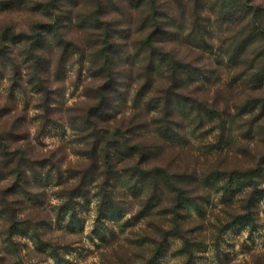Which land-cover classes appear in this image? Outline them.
<instances>
[{
	"label": "rangeland",
	"instance_id": "1",
	"mask_svg": "<svg viewBox=\"0 0 264 264\" xmlns=\"http://www.w3.org/2000/svg\"><path fill=\"white\" fill-rule=\"evenodd\" d=\"M161 1L165 2V20L171 22L170 27L165 24V30H170L167 43L192 63L185 79L188 92H193L188 97L214 104L221 116L202 115L194 122V115L188 116L186 135L176 141L183 148L181 162L201 172H231V185L226 186L228 179L211 177L209 196L202 199L200 207L182 211L185 218L180 225L169 223L171 217L157 214L158 209L147 211L129 188H123L124 184L115 191L122 211L119 216L118 212L100 216L95 195L99 180L86 184L87 200L78 195L79 191L68 198L80 183L79 172L93 163L82 119L93 102L98 81L93 80L88 62H80L83 56L77 48L73 53L69 49L66 65L59 69L62 51L68 48L60 34L84 45L89 42L90 26L96 24L86 19L92 11L112 18L115 22L109 21V29L116 32L120 50L129 54L127 60L132 62L140 47L144 50L136 57L132 73L135 83L128 92L123 85L118 94V120L121 124L135 123L139 108L152 117L158 113L153 109L156 105L148 107L145 101L154 89L144 90L137 104L135 93L140 86L139 66L149 59V50L144 49L147 43L140 42L156 28L153 0H0V35L9 27L16 29L9 35L14 59L6 57L0 64V126L15 127L13 136L21 137L20 144L38 162V177L32 176L34 172L29 174L32 180L28 188L36 193L34 199L27 193L17 195L22 200L15 204L19 221L13 224L0 214V264H264V82L255 80L257 71L248 69L253 62H264V56L253 61L259 52L257 43L252 38L246 41L252 46L249 52L241 43L243 36H237L244 28V15L225 16L220 0H201L205 17L199 23L195 21L198 0ZM254 1L264 7V0ZM69 12L70 20H59ZM50 22L55 26L47 27L45 36L37 39L45 49L43 67L49 69L43 75L49 81L45 80L42 90L55 98L47 108L44 91L39 93L33 85L38 79L27 69L33 62L27 51L29 41L13 35L21 31L32 35L37 23L44 26ZM163 64L155 69L157 79L166 73ZM175 154L169 149L154 159L160 162ZM122 162L115 168H121ZM2 181V186L11 184V179ZM246 214L249 216L242 218ZM160 226L184 231L193 253L185 250L181 234L165 236L159 233ZM163 238H167L166 254L155 261V242Z\"/></svg>",
	"mask_w": 264,
	"mask_h": 264
},
{
	"label": "trees",
	"instance_id": "2",
	"mask_svg": "<svg viewBox=\"0 0 264 264\" xmlns=\"http://www.w3.org/2000/svg\"><path fill=\"white\" fill-rule=\"evenodd\" d=\"M227 1L220 0L221 11L225 16L229 15L230 17L240 13L244 15V28L238 31L237 36H243L241 43H244L249 52L252 46L246 41L249 38L254 39L252 41L257 43L256 47L259 50L253 57V61H256L257 57L264 56V7L262 2L256 4L254 0H233L231 3ZM98 2L100 3V1ZM153 5L155 7L153 21L156 28L148 33L146 41L140 42L141 45L147 43L148 48L144 49L145 52L149 50V59L142 61L138 69L140 86L135 93V102L137 104L138 100L142 98L144 90L151 91L154 89L153 94L156 93L157 95L150 94L145 102L148 107H152V103H155L156 106L153 109L158 113L151 117L150 112H145L139 108V112L135 113V119H137L135 123L124 121L125 124L123 122L121 124L118 120L120 112L116 110L115 104L121 89L126 86L124 88L128 92L135 83L132 73L136 68V57L143 50L142 47L134 55L132 62L127 60L126 54L128 53L121 51L118 47L120 45L117 43L116 32L109 29V26L115 21H112V18L103 17L98 10L92 11L86 18L96 23L92 27L90 26L91 31L87 34L88 43H90L88 46H85L88 43L82 45L71 38L67 39L63 32L60 34V37H63L61 39H64L68 44V48L62 51L64 55L60 56L59 69L65 67L63 64L69 49L73 53L77 48L83 56L80 62H88V69L92 73L93 80L98 81L94 88L93 102L84 110L82 119L83 132H86L85 138H90L88 140V143L91 144L89 157L93 163L89 168L79 172L80 183L74 186L78 190L74 192V188H72L67 197L76 196L77 191H79L78 195L87 200L89 195L85 190L86 184L99 180L95 195L98 198L100 216L105 217L111 212H118L119 216L122 211L120 202L115 197V191L118 189V185L124 184L123 188H129L132 196L139 198L145 204L143 207L147 211L152 212L158 209L159 213L157 214H165L171 217L169 223L180 225L185 218V212L182 211H186V208L189 210L192 206L200 207L204 203L202 199L209 196L210 191L208 189L211 188V177L217 180L228 179L229 184L226 186H230L234 174L231 172L224 174L222 169L209 173L201 172L196 166H186L181 162L179 154L183 148L176 141H182L186 135L184 132L187 128L188 116L194 115V122L202 115L215 116L218 113L220 116V111L216 109L214 104H209L206 100L188 97L189 92L185 79L190 74L192 63L184 60L185 56L181 50L170 48L167 43L166 37L170 30L169 28L167 31L165 30V24L170 27L171 22L168 19L165 20L166 13L162 12L165 2L153 0ZM203 6L204 3L198 0L195 6V21L197 23L204 20ZM52 7L46 4V8L52 9ZM70 14L71 12L66 16H61L59 20H70L72 18V14ZM41 25L37 23L32 28V32H34L32 35L25 31L13 35L14 37L23 36L29 41L27 51L31 53L33 62L28 65L27 69L32 70L38 79L36 84L33 82V85L39 93L44 91L42 88H45V80L49 81L47 76L43 77L49 73V69L43 67L45 49L37 39L45 36L47 27L55 26L52 22L43 24L44 26ZM15 31L16 29L12 26L9 29H4L0 35V64L6 57L12 58L9 51L11 41L9 35ZM160 62L164 63L166 69L164 72L166 73L161 77L162 79H157L155 78V69L157 65H160ZM253 63L249 65L248 69L250 72L257 71L254 79L260 80V84H262L264 82V62L262 60L258 65L257 62ZM258 67L259 69H257ZM196 75L198 77V72ZM196 79L199 81V78ZM44 94L45 100H48L45 103L46 107H52L50 103L55 98L51 97L47 91H44ZM186 105L189 108H186ZM229 115L232 116L231 113ZM221 119L224 120L223 117ZM14 129L15 127L0 126V214L13 224L19 221V213L16 211L15 204L22 201L17 195L27 193L31 196H29L30 199H34L36 193L28 188V184L32 180L29 174L34 172L35 174L33 173L32 176L35 178L38 173V166L35 165L38 162L29 156L27 150L20 144L19 139L21 137L16 139L13 136L12 131ZM250 131L252 132L251 129ZM24 138L25 136L22 137V139ZM15 144L16 146H14ZM169 149H174L175 156L156 162L155 155L165 153ZM124 156L125 159L122 158ZM121 161H123L122 167L115 168L116 163ZM40 166L45 167L41 163ZM51 170V167L47 169L48 176L51 175ZM7 178L11 179V184L2 186V180ZM120 180L123 182L121 183ZM35 181L38 182V180ZM151 215L152 213L148 214L150 217ZM243 216L242 218H245L249 215ZM159 222L162 226V222L160 220ZM161 226L158 227L159 233L162 232L165 236L166 234L173 235V233L181 234L184 238L185 250L190 254L193 253L192 248L188 246L184 231L177 228L167 230ZM9 232L11 233V229ZM155 243L152 258L157 261L166 254L167 238H163L161 242L158 239Z\"/></svg>",
	"mask_w": 264,
	"mask_h": 264
}]
</instances>
